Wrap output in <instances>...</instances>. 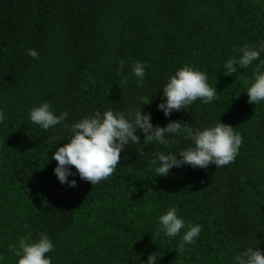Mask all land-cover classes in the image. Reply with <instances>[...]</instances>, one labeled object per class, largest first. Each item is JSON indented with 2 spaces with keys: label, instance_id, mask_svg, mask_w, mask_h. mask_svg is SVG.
Returning <instances> with one entry per match:
<instances>
[{
  "label": "trees",
  "instance_id": "1",
  "mask_svg": "<svg viewBox=\"0 0 264 264\" xmlns=\"http://www.w3.org/2000/svg\"><path fill=\"white\" fill-rule=\"evenodd\" d=\"M262 40L264 0H0V108L7 115L0 123L2 264H16L10 244L40 231L55 243L52 264H142L150 253L158 264H231L245 246L264 249V102H247L251 65L222 75L237 47ZM135 60L148 65L142 87L129 75ZM185 64L207 72L217 98L165 117L156 107L161 88ZM141 96H152L142 108L154 124L232 125L243 138L234 161L157 176L149 155L178 152L190 141L165 147L143 142L138 131L141 143L121 152L106 180L92 185L77 175L75 187L60 184L51 154L70 135L62 125L97 109L124 110ZM43 101L68 113L47 131L28 118ZM49 136L60 139L50 145ZM171 205L202 225L182 254L179 237L156 229Z\"/></svg>",
  "mask_w": 264,
  "mask_h": 264
},
{
  "label": "clouds",
  "instance_id": "2",
  "mask_svg": "<svg viewBox=\"0 0 264 264\" xmlns=\"http://www.w3.org/2000/svg\"><path fill=\"white\" fill-rule=\"evenodd\" d=\"M235 51L238 54L224 62L222 75H238L239 69H246L251 65L252 76L244 81L247 102L254 105L264 102V59H261L264 40L258 45L245 43ZM27 54L38 58L36 49H28ZM124 65L125 60L120 59L118 74L122 72ZM147 68L146 61L132 62L129 75L135 77L138 87L144 85ZM208 79L207 72L193 65L185 64L177 68L174 74L167 77L161 88V100L156 105L157 110L169 117L173 111H188L189 106L197 100L204 104L214 102L218 92ZM127 82L126 75L121 80V85H126ZM151 97L141 96L138 104L124 110H93L71 124H63L70 135L67 142L55 147L51 154V159L57 162L53 172L59 183L75 187L77 175L80 180L92 185L106 180L120 162L121 152L129 144L141 143L138 131L143 134V142L165 147L179 144L181 140L190 141L178 152L154 151L149 155V167L157 176H167L173 168L191 166L207 169L212 164L218 168L234 161L243 138L232 125L223 123L221 119L202 128L179 119L169 120L165 126L154 124L151 112L142 108L143 105L150 104ZM67 117V111L57 114L50 102L43 101L29 110L28 118L47 131L62 124ZM6 119L5 109L0 108V123ZM59 139L58 136H49L47 142L51 145ZM156 229L166 237H179L175 249L182 254L186 251V246L196 243L202 225L186 220L179 215V209L171 205L159 215ZM8 247L16 257V264H52L53 257L48 254L55 250V243L46 231H40L35 238L30 234L21 235ZM2 259L0 257V264ZM142 264H158L156 253H150ZM231 264H264V249L257 245L245 246L231 257Z\"/></svg>",
  "mask_w": 264,
  "mask_h": 264
}]
</instances>
